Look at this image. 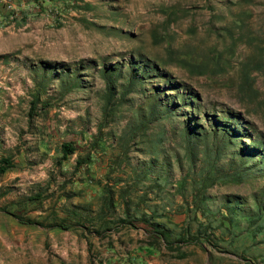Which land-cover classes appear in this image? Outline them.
I'll return each mask as SVG.
<instances>
[{
    "label": "rangeland",
    "instance_id": "1",
    "mask_svg": "<svg viewBox=\"0 0 264 264\" xmlns=\"http://www.w3.org/2000/svg\"><path fill=\"white\" fill-rule=\"evenodd\" d=\"M49 65L51 72L43 71ZM104 68L115 69L113 111L105 118ZM43 73L49 78L42 99L50 105L39 103L30 119V93ZM70 74L75 87L66 85ZM130 77L138 79L134 85ZM156 92L163 104H176L174 112L156 113L138 128ZM226 111L264 140V0H0V158L13 160L0 174V264H264V218L253 234L242 216L264 207V165L258 155L237 154L238 138L226 144L217 167H249L251 176L207 188V215L192 209L194 181L216 147L202 131ZM188 117L201 133L190 140L182 131ZM101 124L100 148L90 150ZM65 141L76 150L59 165ZM89 151L91 163L73 175L76 159ZM144 172L127 197L130 221L122 223L118 188ZM104 185L114 188L115 206L101 222ZM38 191L42 197L28 199ZM226 200L239 209L232 225L221 223ZM73 210L83 226L73 225ZM143 213L155 214L151 220L173 240L185 228L195 233L201 221L211 224L213 237L169 249ZM53 223L70 227L47 226Z\"/></svg>",
    "mask_w": 264,
    "mask_h": 264
},
{
    "label": "trees",
    "instance_id": "2",
    "mask_svg": "<svg viewBox=\"0 0 264 264\" xmlns=\"http://www.w3.org/2000/svg\"><path fill=\"white\" fill-rule=\"evenodd\" d=\"M30 1L37 3L39 0H30ZM44 1L45 0H43V2ZM54 1H58V0H54ZM51 67H53V65H49V67L48 66L45 67L43 71H46V69H48L51 72ZM153 68L156 69L155 67ZM143 71L145 74L147 72V69H143ZM113 72H115L114 68H111L110 70H106V68H104L102 70V75L104 76V79L106 81V84H105L106 90H105V95H104L105 107H104V112H103L104 118L106 116H111L112 111H113L110 106L112 104V100L115 94V86H114L115 80H113L114 79ZM69 77L70 78L66 85H68V87L69 86L75 87L76 82L75 80L71 79L73 77L72 74H70ZM132 77H137V78L139 77L136 74V69L134 70ZM48 78H49V75H47V73L46 74L43 73L42 75L37 76V78L35 79L34 87L30 93L31 102H30V110L28 112V116L30 119L33 117V115H36V111L38 109L37 107L39 103L43 107L50 105V100L48 97L42 99V96L44 95V92L46 91V87L48 84ZM137 80L138 79L136 78L134 79L130 77V84L134 85ZM169 85H171V87H175L174 84L169 83ZM158 93L159 92H156L155 100H152V103L150 105L149 114L147 115L144 114L142 116V119L138 122V128H142L143 126L146 127L151 122L150 120L151 117L156 113L157 114L159 113V117H161V115L168 116L174 112L173 107L176 104L173 101L167 102L171 104H167V103L163 104V100L162 98L159 97L160 94ZM122 96H124L123 92L119 95L120 99L122 98ZM212 118H213L214 124L209 130H203L204 132L202 131V136L209 134V137L212 139V141L213 142L215 141L214 143H216V147L208 148L211 152L208 153L206 160L204 161L203 168H201L198 171L199 177L197 178V180L194 181V186H193L194 193L192 195V201H193L192 209L195 212V214L201 213L202 215H207L203 207V204L207 198L206 197L207 188L217 183H226V182L240 183L241 181L245 180L247 177L251 176L250 168L249 167L243 168L244 166H241V165L234 168L232 172H222L219 170V168L217 167V162L221 158L222 156L221 151L224 150V147L226 146V144H231V145H233V143L236 144V142L234 141L237 140L238 138L240 141V144H243V145L242 147L241 146L238 147V151L236 150L237 154L243 157L245 160L254 158L258 155L259 157H261L259 161L264 165V140L255 139L250 134H248L247 128L245 126L243 127V125H239L242 121L239 120L238 115L232 112L226 111L224 112L223 117L216 118L212 116ZM192 119L193 117H188L187 123L183 127V130H182L183 137H186L189 140L192 137L197 138L201 134L198 130V126L192 124L193 122ZM234 124L239 125L241 128L239 129V126L238 127L234 126ZM102 126H103L102 124L98 126L99 128H98L97 133L91 137L90 142L88 144L90 147V150L95 147L100 148V143H101V140L103 139V132H101ZM245 138L249 140L248 145H244L243 143L245 141ZM121 141L125 142L126 141L125 137H123ZM75 150H76V147H75L74 141L63 142L60 147L61 157L58 158L57 163L61 165L62 162L68 159V157L71 154H73ZM186 152L188 154L189 161L192 163L195 157L193 153V147L191 145H188ZM91 161H92V155L90 151L87 152L83 156H79L75 161L73 175H76L80 171V168H82L84 165L88 166L91 163ZM12 167H13V160L11 156H3L0 158V174L4 173L6 170ZM146 178H147V173L145 172L141 173V175L136 174L134 178L130 181V183L126 184L124 187L118 188L119 197L121 198V200H123L122 202L125 206L123 209L125 216L119 219L120 222L128 223L130 221L129 217L131 216H130V213L128 212L130 209L129 207L130 203H128L127 197L135 190V187L138 185V183L142 181V179H146ZM157 181L158 180L156 178L153 179V183L159 185V182ZM184 184H185V181L183 179L176 184V187L179 190H181L183 189ZM150 187H153V184H150ZM113 189L112 187H109V185L102 186L103 201H102L101 207L98 210L99 215L97 218V220L100 219L101 222L105 220L103 216L104 214H106L107 210H111L115 206V201H114L115 190ZM182 195L183 193H181V196ZM40 197H42V192L38 191L35 194L29 196L28 199L34 201V200H38ZM140 200H143V199H140ZM139 201L136 207H138ZM256 206H257L256 209L254 210L250 209L245 214L242 213L243 218L248 224L249 229L250 230L252 229L253 234L260 232L261 229L263 228V224L261 223L259 224L258 221L264 218V207L260 206L259 204H256ZM237 210L239 209L236 207V205L231 200H226L225 202H223L221 208L219 209V214L223 218V222L221 221V223L223 224L227 223L228 225H232V217L237 212ZM77 211L73 210L70 213V215H72L74 219L72 220L73 225L83 226L82 224L83 217ZM143 215L144 216H141L143 219L142 221H145L148 225H150L151 233L154 234L155 238L159 239L162 242H165L166 246L169 249H174L172 245H175V248H179L180 243L181 244H187V243L200 244L202 239H209L210 236L213 235L212 231L207 232L208 229L212 228L211 224L209 222L201 221V222H198V227L195 233H191L189 228H185L184 230L185 232L179 233V236L175 240H173L171 238V233L169 230L165 229L158 222H153L151 220V218H153L155 214L152 215L151 217L148 216V218L145 217L147 216L146 214L143 213ZM15 217L19 221L24 222V223H28V224L36 223L32 219L25 218L20 215H15ZM40 225H42L41 222H40ZM47 226L48 227L60 226L64 228L70 227V225L58 224V223L48 224Z\"/></svg>",
    "mask_w": 264,
    "mask_h": 264
}]
</instances>
